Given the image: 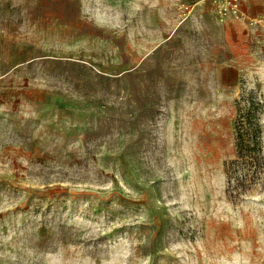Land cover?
Here are the masks:
<instances>
[{
	"label": "rangeland",
	"instance_id": "rangeland-1",
	"mask_svg": "<svg viewBox=\"0 0 264 264\" xmlns=\"http://www.w3.org/2000/svg\"><path fill=\"white\" fill-rule=\"evenodd\" d=\"M179 1L0 0V264H264V31Z\"/></svg>",
	"mask_w": 264,
	"mask_h": 264
},
{
	"label": "crops",
	"instance_id": "crops-1",
	"mask_svg": "<svg viewBox=\"0 0 264 264\" xmlns=\"http://www.w3.org/2000/svg\"><path fill=\"white\" fill-rule=\"evenodd\" d=\"M182 1L193 4L192 12L187 18L179 20L180 24L175 30L169 31L166 34H244L240 31L234 33L233 25L238 29H241V27H249L248 24L239 20L228 19L220 21L211 15H206L204 12L208 9L205 7V1ZM243 8L248 15L255 16L259 11V4L257 0H244Z\"/></svg>",
	"mask_w": 264,
	"mask_h": 264
},
{
	"label": "built area",
	"instance_id": "built-area-1",
	"mask_svg": "<svg viewBox=\"0 0 264 264\" xmlns=\"http://www.w3.org/2000/svg\"><path fill=\"white\" fill-rule=\"evenodd\" d=\"M209 2L218 20L234 19L245 22L249 27L264 31V0H257L259 11L255 16H250L243 8L244 0H202ZM193 4L182 0L178 2L177 8L181 15V20L189 16Z\"/></svg>",
	"mask_w": 264,
	"mask_h": 264
}]
</instances>
